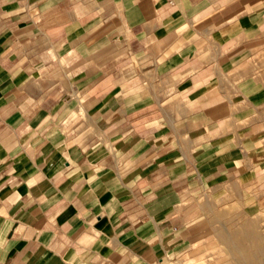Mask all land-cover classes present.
Masks as SVG:
<instances>
[{
	"label": "crops",
	"instance_id": "crops-1",
	"mask_svg": "<svg viewBox=\"0 0 264 264\" xmlns=\"http://www.w3.org/2000/svg\"><path fill=\"white\" fill-rule=\"evenodd\" d=\"M264 220V0H0V264H164Z\"/></svg>",
	"mask_w": 264,
	"mask_h": 264
},
{
	"label": "rangeland",
	"instance_id": "rangeland-1",
	"mask_svg": "<svg viewBox=\"0 0 264 264\" xmlns=\"http://www.w3.org/2000/svg\"><path fill=\"white\" fill-rule=\"evenodd\" d=\"M262 219L261 215L250 218L240 209H226L224 220L211 217V229L195 238L186 252L164 264H264Z\"/></svg>",
	"mask_w": 264,
	"mask_h": 264
},
{
	"label": "bare ground",
	"instance_id": "bare-ground-1",
	"mask_svg": "<svg viewBox=\"0 0 264 264\" xmlns=\"http://www.w3.org/2000/svg\"><path fill=\"white\" fill-rule=\"evenodd\" d=\"M246 235V234H245ZM242 236H244L243 234H242ZM222 239H224V238H222ZM229 241H230V239H229ZM237 241H235V243H236ZM241 242V241H240ZM233 243H234V240H233ZM243 244V243H242ZM245 244V243H244ZM235 245V244H234ZM237 247V246H236ZM239 248V247H238ZM256 256V255H255ZM233 257V256H232ZM235 257V256H234ZM236 259V258H235ZM238 259V258H237ZM246 259V258H245ZM231 261H232V259H230Z\"/></svg>",
	"mask_w": 264,
	"mask_h": 264
}]
</instances>
